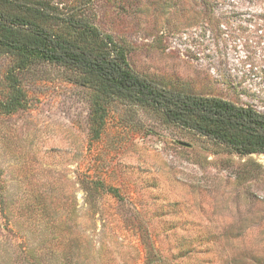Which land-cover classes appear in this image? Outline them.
<instances>
[{
  "label": "rangeland",
  "instance_id": "1",
  "mask_svg": "<svg viewBox=\"0 0 264 264\" xmlns=\"http://www.w3.org/2000/svg\"><path fill=\"white\" fill-rule=\"evenodd\" d=\"M42 1L111 34L143 76L264 112V0ZM22 82L27 106L0 114V264L24 243L42 264H264V153L123 105L91 141L84 73L38 62ZM99 176L120 196L91 206L82 180Z\"/></svg>",
  "mask_w": 264,
  "mask_h": 264
},
{
  "label": "trees",
  "instance_id": "2",
  "mask_svg": "<svg viewBox=\"0 0 264 264\" xmlns=\"http://www.w3.org/2000/svg\"><path fill=\"white\" fill-rule=\"evenodd\" d=\"M0 53L11 57L0 114L27 106L22 78L33 64L45 62L85 74L91 94V141L102 136L116 113L112 109L123 105L128 114L157 113L165 122L192 129L239 154L264 153V112L221 97L176 90L143 76L111 34L75 16H62L42 0H0ZM82 181L91 206L97 205L102 190L120 196L119 187L102 176ZM3 198L0 187V202ZM32 248L29 243L19 245L16 264H42ZM68 259L65 256L64 264H73Z\"/></svg>",
  "mask_w": 264,
  "mask_h": 264
}]
</instances>
